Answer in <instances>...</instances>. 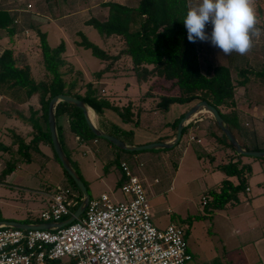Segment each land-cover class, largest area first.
Returning a JSON list of instances; mask_svg holds the SVG:
<instances>
[{"label": "trees", "instance_id": "trees-1", "mask_svg": "<svg viewBox=\"0 0 264 264\" xmlns=\"http://www.w3.org/2000/svg\"><path fill=\"white\" fill-rule=\"evenodd\" d=\"M253 4L257 23L264 30V0H253ZM101 6L106 8L103 19L88 17L83 23L93 27L102 37L120 38L123 42L120 53L130 60L137 82L148 81L144 95L156 98L151 109L165 111L173 103L181 105L188 104L193 100L196 102L203 100L216 109L242 148L264 150V147L256 145L248 147L239 140V114L233 96L234 83L242 84L241 76L244 71L238 70L235 76L228 67L210 63H205L203 70L200 69L197 59V44L188 41L187 30L183 24L188 10L187 0H137L134 5L106 1L102 2ZM0 29L6 32V36L10 40L14 32L12 18L2 8H0ZM34 31L38 38V67L43 72L42 78L34 79L28 62L20 59L19 53L13 48L7 47L0 52V94L17 103L25 102L31 95H36L41 118L45 124L42 130L35 121L32 122L35 113L31 112L32 123L30 125L33 136L29 144L24 143L14 132H9L12 141L17 144L19 159L21 158L24 162L28 161L27 150L35 147L39 141H47L51 147L46 109L48 100L55 94H65L83 101L95 113L98 126L103 132L125 141V134L131 133V131L124 130L111 122L103 112L109 111L117 116L122 123L130 122L136 125L137 119L131 114L133 109H129V106L119 107L110 102L107 97L98 96L89 83L85 84L82 94L76 92L77 84L83 77L78 69L68 65L63 58L64 42L60 41L53 47L49 46L45 32L39 29H34ZM75 34L78 37L76 44L88 49L90 54L101 62H110L117 58L116 54L113 55L89 41L79 30ZM104 69L106 70V67L99 69L95 73L96 77L100 76ZM222 108L226 109L222 110ZM183 113L172 120L173 128ZM61 114L66 115L69 130L74 134L83 139L96 137L86 126L81 111L75 106L59 101L54 108L55 120ZM190 123L182 128L181 134ZM215 130L220 134H212L214 145H218L226 151L222 156L223 161L214 164L212 169L220 170L227 177H235L237 182L232 184L229 180L223 179L217 189L210 188L204 192L205 202L203 205L210 210H219L226 204L237 203L238 194L243 192L247 186V177L250 172L249 166L240 161L241 155L233 151L225 137L224 141L221 139L223 134L218 128ZM170 136H174V133ZM114 148L118 151L116 147ZM52 154L59 163L53 150ZM197 157L202 161L206 160L201 153L197 154ZM205 157L208 158V162L215 160L212 153H206ZM68 160L79 175L73 162L69 158ZM13 162V159L6 161L0 174L9 173L12 170L11 164L14 165ZM112 164L117 166V158L113 160ZM61 170L66 178L65 185L77 194V202L71 207V211H73L80 201L81 193L64 170L62 168ZM81 181L87 189L86 183L82 179ZM0 220H2L1 217ZM20 222L38 223L40 219L38 216H34L30 220ZM183 237H185L184 232ZM73 262V258L46 260V264H73Z\"/></svg>", "mask_w": 264, "mask_h": 264}, {"label": "rangeland", "instance_id": "rangeland-1", "mask_svg": "<svg viewBox=\"0 0 264 264\" xmlns=\"http://www.w3.org/2000/svg\"><path fill=\"white\" fill-rule=\"evenodd\" d=\"M30 1L33 8L30 5L31 7L29 9L37 11L38 8L42 7L39 3L40 0ZM47 1H49L50 5L58 6V8L62 10L61 13H70L72 16L71 21H67L66 28L63 26L59 27L57 23L51 21L43 22L41 29L46 33V40L49 46L53 47L61 40L64 41L66 45V51L64 52L67 56L66 59L68 62L78 65L84 73V75H82L83 78L80 80L79 84H77L78 89L76 92L78 91L79 94H82L86 86L85 84L89 83L93 86L98 96L107 97L110 102L117 104L119 107L125 108L129 106V109L132 108L133 113L131 114L132 116L134 115V118L137 120L141 112V107L146 102L148 108L150 106L151 109L152 104L156 102V98L154 96L147 97L144 95V91L147 89L148 81L137 82L130 60L120 53V50L123 48V42L120 38L115 36L102 37L93 27L83 23V21L88 17H95L99 20L105 17L106 8L101 6L102 2L112 1L127 5H134L137 0ZM14 2L18 7L23 8L27 0H14ZM41 3L43 4L42 0ZM198 3L199 0H187L188 9ZM253 7H255L254 4ZM77 30L84 34L89 41L96 44L100 48L105 49L113 55L116 54L117 58L111 60L110 62H101L99 59L92 56L88 49L76 44L78 37L75 33ZM206 31L210 33V25L207 27ZM33 35H35V32H33ZM252 37L257 42L258 39H256L255 35ZM73 39L75 43L72 42ZM196 44L198 49L197 59L201 70H203L205 63L222 65L220 61L219 64H217L218 59L216 53L223 55V52H220L218 48L213 47L209 42L197 40ZM25 51L30 55V57H27L25 56V53L20 52L19 58L25 60L26 62L27 59H31V64L34 67L33 71L38 75L40 69L38 67L39 60L36 47L31 45L29 49ZM245 58L249 61L248 52L245 54ZM237 63H239V61H237ZM104 67H106V70L104 69L101 71L102 74L96 77L95 73L99 70V68L102 69ZM233 69L236 70L237 68L233 67ZM245 72L248 73L247 70H245ZM70 77H72L71 74ZM253 83L254 80H250V85ZM263 87L264 86H260V88ZM235 96L238 97L237 92L234 93L233 96L234 101L236 99V108L239 109L241 114L242 112H246L248 114L247 111L249 110L246 107L245 99H242L241 97L235 98ZM195 102L196 100H193L188 104L181 105L173 103L169 106L168 110H165V112L170 117L174 116L172 118L174 119L182 112H185ZM225 109L226 108H222V110ZM154 111H160L158 117L161 118L162 110L154 109ZM90 114L92 116L93 113L90 112ZM167 115L165 116L167 117ZM61 120L62 119H58L57 117V121ZM150 120H153V117L149 119V122L146 118L143 125L148 127L151 123ZM93 123L98 126L94 116ZM212 124L210 123V125H205L206 127L203 126L202 129L208 131L210 126L212 128L214 126L216 129L217 127ZM154 125L155 126L153 128L149 126L148 128L143 127L140 128L139 131L137 130L138 136H143L147 133L151 134L150 131L156 132L150 129H156L162 124L159 122L154 123ZM175 128L176 126L173 128L172 125H168L167 129L171 130V133H174ZM161 130L163 129H159L157 131L158 135H160L155 136L157 139L164 137L162 133L159 132ZM164 130H166V128ZM133 132L134 131L132 130L131 133L128 132L125 134L124 139L130 140ZM209 138L210 141L213 142V138ZM221 139L224 141V136H222ZM214 143H211V146L208 144L210 147L207 145L208 148H205L204 151L209 150L211 147L214 148L213 152L211 151L209 153L214 154V164H216L223 161L222 153L226 150L218 145L215 146ZM197 145L198 144L193 142L189 143L183 153L182 148L179 147L180 149H178L177 154L171 156L169 159H163V162L162 159L158 158V156L153 155L155 154L153 153L154 151H151L153 149H143L139 151V153L142 154L137 159L133 160L129 157L126 161L128 166L134 169L133 171L140 177V181L150 207L152 224L157 228H161L170 222L179 226L184 232V239L186 245L188 246L187 249L192 256V259L188 262V264H227V260L232 261L237 258H244L246 259L244 260V263H248V259L255 257L251 246L244 248L238 254H229V252L232 249H240L244 245V243L241 242L244 240L247 241L246 237L249 235L246 230L252 224H254L257 228L256 232L259 235L261 234L260 229H263L264 232V207L258 208L260 205L253 204L255 205L253 206L251 203V200L255 198V196H258L260 201H264V160H260L261 163H259L258 159L257 161L252 162L251 175L247 182L250 191H243L238 194L242 201L238 204L226 205L221 210L213 211L202 204L201 189L215 183L223 174L218 171H212L213 169H209V162L202 164L199 161L196 157V151H204H202V148L199 149ZM242 158L247 159L246 156H243ZM204 159H207L208 161V158L205 156ZM177 164H180L179 173L174 179H172L171 174L173 169L171 167H175ZM30 167L31 166H28L27 164L25 165V168L28 171H30ZM39 172L42 173L41 170ZM35 175H37V172ZM114 175V172L106 174L103 178H106L107 181H99V179H95L92 183L93 187L91 190L89 188L88 194L91 195L89 196L95 197L93 196L94 194H99L103 191L111 198L113 197L120 200L125 198L126 196L120 191L118 186L115 187ZM208 177L212 178V180H208ZM81 179L86 183L82 177ZM258 181H261V184H257ZM30 182V180H27V183ZM103 182H105L107 186L104 185ZM199 184H201V186ZM203 184L205 186H202ZM4 193H6L5 195L7 198H5V200L0 199V215L4 220L17 219L15 217H8L10 215L23 217L25 213V206L33 207V209H36L37 207V205L30 206V202L32 201H28L27 199L20 200L19 198V195H23L24 198L33 196L34 192H30V190L5 189L0 187V194ZM45 205L46 199L42 200V207L37 210L33 217L38 216L39 211L43 209ZM13 209H16L17 211H12Z\"/></svg>", "mask_w": 264, "mask_h": 264}, {"label": "crops", "instance_id": "crops-1", "mask_svg": "<svg viewBox=\"0 0 264 264\" xmlns=\"http://www.w3.org/2000/svg\"><path fill=\"white\" fill-rule=\"evenodd\" d=\"M42 2L43 4L41 3L40 0L39 3L42 5L43 9L42 7H40L36 11L33 9H29L31 6L33 8V5L30 0H27L26 2V4L31 5L28 8H25L26 4L23 8L18 7L14 2V0L11 1L0 0V8L6 10L8 15L12 18V28L14 30L9 40L8 36H6V32L3 29H0V52L4 48L11 47L17 53L22 52L25 53V56L30 57V55L26 53L25 50L29 49V47L33 45L36 47V51L38 55V48H37L38 38L37 36L33 35V32H35L34 29H39L40 31H42L41 29L42 23L51 22V21L57 23L59 27L63 26L64 28H66L67 21H71L72 19L71 14L61 13L62 10L59 9L58 6L50 5L49 1L47 0H42ZM256 28L259 30V32L258 34H253V35H255L256 39L258 40L256 42L252 37L254 41L251 50L248 52L249 61L246 60L245 55H239L236 52H232L230 55H225L224 53L223 55L216 53L218 59L217 64H219L220 61V63L223 66L228 67L235 76L237 75L238 70L244 71V74L241 76V80H243L242 84H238L237 82L236 83L233 82V83L236 86L234 88L235 89L234 93L236 92L238 93V97L235 96V98L241 97L242 99H245L246 107L249 110L247 111L248 114L246 112H242L241 114L239 112V109L237 108L239 114V127H240L239 140L248 147L253 145L264 147V87L260 88V86H264V30L261 27H259L258 23L256 25ZM72 42H74V39L72 40ZM64 46L66 51L65 43ZM66 57H67L66 54L63 53V58L66 60L68 65H73L75 69H78L81 72V74L84 75V73L79 68V66L68 62ZM237 61H239V63H237ZM27 62L30 66V70L34 79L42 78L43 77L42 70L40 69L39 74L37 75V73L33 71L34 67L31 64V59H27ZM233 67L237 69L235 70L233 69ZM245 70H247L248 73H246ZM250 80H254V83L251 85H250ZM235 103H236V99H235ZM31 112L35 113V115L32 118V122L35 121L37 125L43 130L45 124L41 118L40 106L38 104V99L36 95H31L25 102L17 103L12 99L0 94V117H1L0 172L4 168L6 161H9V159L14 160L13 162L14 165L11 164L12 170L7 174L4 175L0 174V187H3L5 189L30 190V192H34L33 196L24 198L23 195H19V198L20 200L27 199L28 201H32L30 202L31 204L30 206L37 205L36 209H33V207L25 206L24 207L25 213L23 217L12 216V215L8 216L10 218L15 217L17 219L14 220H18V221L30 220L33 217V215L37 212V210H39L42 207L41 206L42 200L46 199V204H47L48 196L52 192V189H54L56 185H65L67 183L65 175L62 172L59 163L54 159L51 147L47 141H39L35 144L36 145L35 147L29 148L27 150L28 161L24 162L23 160H21V158L19 159L20 155H18L17 152V144L15 141H12L9 132H14V134L17 135L19 138H21V140L24 143L29 144L31 137L33 136L32 127L30 125L32 123ZM159 112L160 111H154L153 109H150V106L148 108L146 102L141 107V112L137 120L138 124L136 125H133L130 122L122 123L117 116L110 113L109 111H104L103 114L106 116V118H108L111 122H113L120 128L124 130L134 131L130 140L126 139L125 141H123L128 145L134 146V145L145 144L155 141L169 142L173 138V136L172 137L170 136L172 135L173 132L171 133V130L167 128L168 125H171V122L173 120L172 118L174 116L170 117L169 115L166 114L165 111H162L160 118L158 117ZM204 113L206 112L198 113L193 118L194 122L193 120L191 121V123L188 125L186 130L180 135V138L175 145H173L170 148H166V150L153 149L151 150L154 151L153 153H155L153 155L158 156V158L162 159L163 162L164 161L163 159H169L171 158V156L177 154L178 149H180L179 147L182 148V153H183L186 146L191 142L198 144L197 146L199 147V149L202 148V151H204L205 148H208L207 147L208 144H210L211 146L213 142L210 141L209 137H211L212 134L215 135L218 134L215 131L214 126L213 128L210 126L208 131L202 129L203 126L206 127L205 125H210V123L211 124L213 123L210 114L209 113L204 114ZM93 115L97 123V118L94 112ZM165 115H167V117ZM152 117L153 120H150L151 123L148 125V127L150 126L151 128H153L155 126L154 123L160 122L162 124L160 127L150 130H154L157 132L159 129H163L159 131L164 136L163 138L160 137L159 139H157V137L155 136L158 135V132L156 133L153 131H150L151 134L147 133L143 136H138L137 130L139 131V129L143 127L148 128L147 126L143 125L144 124L143 122L146 120V118L148 119L149 122V119ZM58 119H62V120L61 121H57V119L55 120L57 138L60 142V145L65 155H67L68 158L73 162L75 167H77L78 169L77 171H79L80 176L86 181L88 193H89V188L91 190V188L93 187L92 183L95 181V179H99V181H107L106 178L103 177L110 172L115 173L114 175L115 187L118 186L119 188V184H120L119 182L122 179V169L120 166L121 162H124L125 166L129 171L137 175L133 171L134 169L128 166L126 160L129 157H131L133 160L137 159L142 154L139 153V151L141 150L131 153L129 152V150H122L117 148L118 151H116L114 148L115 146L103 138L94 137V138L83 139L69 130L68 120L65 114L59 115ZM165 128L166 130H164ZM213 149L214 148L211 147L209 150L204 152L197 150L196 157L197 154L199 153L205 156L206 153H209L211 151L213 152ZM223 155L224 154L222 153V156ZM243 156L244 155H241L240 161L244 164H247L250 168V172L247 177V182H248L249 177L251 175L252 162L257 161L258 159L259 163H261L260 160H264V158L246 156L247 159H243L242 158ZM115 158H117L118 160L117 166L112 164ZM178 158L181 159L180 157ZM199 161L202 164L208 162L207 159L205 161L199 159ZM214 162L215 161L209 162L211 167V168L209 167V169H212ZM26 164L28 166H31L30 171L26 170L25 168ZM171 168L173 169L171 177L172 179H174L175 176L179 173L180 164H177L175 167H171ZM40 170L42 171V173L39 172ZM212 171H218L221 174H223L220 170H212ZM36 172L37 175H35ZM137 176L139 177V175ZM223 179L229 180L232 184H235L237 182L235 177L233 176L227 177L223 174L220 178L217 179L215 183H212L211 185L208 186H205L204 184L202 185L205 187L201 189L202 190L201 198H205L204 192L206 190L210 188L217 189L219 187L220 182ZM27 180H30L31 182L27 183ZM208 180H212V178L208 177ZM103 184L106 185L105 182H103ZM257 184H261V181H258ZM199 185L201 186V184ZM244 191L247 192L250 191L248 184ZM100 193H105V192L102 191ZM5 194L6 193L0 194V199L5 200V198H7ZM99 194H94L93 196H98ZM108 197L112 200H120V199H115L113 197L111 198L109 195ZM241 201L242 200L238 196V202L234 204H238ZM251 201H252L251 202L252 205L253 204L260 205L258 208L264 207V201H260L258 196H255V198H253ZM226 205H233V204H226ZM217 210L218 209H215L213 211H217ZM12 211H17V210L13 209ZM256 230L257 228L254 226V224H252L249 228H247L246 231H248V235H249L246 237L247 241L244 240L241 242L244 243V245L240 249H232L229 252V254L231 253L238 254L244 248L251 246L255 257H253L252 259L251 258L248 259L247 260L248 263H244V260H246L244 258H237L235 260L233 259L232 261L227 260V264H264V232L263 229H260L261 234L259 235L256 232Z\"/></svg>", "mask_w": 264, "mask_h": 264}, {"label": "built area", "instance_id": "built-area-1", "mask_svg": "<svg viewBox=\"0 0 264 264\" xmlns=\"http://www.w3.org/2000/svg\"><path fill=\"white\" fill-rule=\"evenodd\" d=\"M120 166L123 200L105 193L90 197L82 214L62 227L0 226V264H46L64 258H73V264H188L192 257L182 229L174 223L163 228L152 224L139 177L124 162ZM76 198L67 185H56L39 211L40 222L66 218Z\"/></svg>", "mask_w": 264, "mask_h": 264}, {"label": "water", "instance_id": "water-1", "mask_svg": "<svg viewBox=\"0 0 264 264\" xmlns=\"http://www.w3.org/2000/svg\"><path fill=\"white\" fill-rule=\"evenodd\" d=\"M59 101L66 102L78 108L81 111L84 122L86 126L88 127V129L90 130V132L96 137H100V138L107 140L108 142H110L112 145H114L118 149L138 151V150H143V149L170 148L178 142L180 135H181L182 128L187 123H189V121H191L198 113L206 112L210 114L213 120V124L220 130V132L226 138V140L228 141V143L230 144V146L232 147L233 151L236 154L256 157V158H264V150H252V149L242 148L237 142L234 135L228 129L227 125L224 123L223 119L219 116L216 109L212 107L211 105L207 104L203 100L195 102L182 114V116L179 118L176 124L174 136L169 142H166V141L149 142L145 144L131 146L117 139L116 137L103 132L99 126L91 122L88 117V106L83 101L73 96H69L65 94H55L52 97H50V99L48 100L47 109H46V122H47V128L49 132L50 143H51L52 150L59 161L60 167L64 170L67 176L72 180V182L75 184V186L80 191L81 193L80 201L78 205L76 206V208L71 212L70 215H68L66 218L59 220L57 222L26 223V222H20V221H15V220H0V226L4 225V226H10V227L20 228V229H33V228L52 229V228L62 227L72 222L73 220L78 218L83 212V209L89 199V194L87 192V189L84 183L81 181L79 175L77 174V172L71 165L70 161L68 160L67 156L65 155L60 145V142L57 138L54 108H55V105Z\"/></svg>", "mask_w": 264, "mask_h": 264}, {"label": "clouds", "instance_id": "clouds-1", "mask_svg": "<svg viewBox=\"0 0 264 264\" xmlns=\"http://www.w3.org/2000/svg\"><path fill=\"white\" fill-rule=\"evenodd\" d=\"M183 24L189 42H209L225 55H245L259 32L253 0H199L187 10Z\"/></svg>", "mask_w": 264, "mask_h": 264}, {"label": "bare ground", "instance_id": "bare-ground-1", "mask_svg": "<svg viewBox=\"0 0 264 264\" xmlns=\"http://www.w3.org/2000/svg\"><path fill=\"white\" fill-rule=\"evenodd\" d=\"M90 112H92V109L90 107H88V117H89L90 121L93 122V116L94 115L92 114V116H91Z\"/></svg>", "mask_w": 264, "mask_h": 264}]
</instances>
